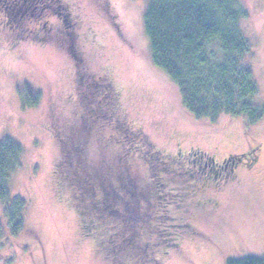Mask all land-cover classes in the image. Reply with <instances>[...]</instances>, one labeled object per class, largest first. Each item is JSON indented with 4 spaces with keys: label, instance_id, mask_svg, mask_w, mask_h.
<instances>
[{
    "label": "rangeland",
    "instance_id": "374dc122",
    "mask_svg": "<svg viewBox=\"0 0 264 264\" xmlns=\"http://www.w3.org/2000/svg\"><path fill=\"white\" fill-rule=\"evenodd\" d=\"M41 2L48 8L30 12L18 0L0 11V142L20 147L6 188L25 201L24 228L14 238L0 203V264H224L264 257V113L252 126L238 116L189 115L149 61L145 0ZM240 2L257 86L253 104L262 109L264 0ZM32 94L35 106L27 105ZM126 126L165 160L157 176L152 156L126 162L116 138ZM248 148L252 157L222 183L188 181L171 161L193 152L219 163ZM65 154L68 171L60 166ZM74 177L87 188L85 197L90 188L98 200L79 201ZM130 185L137 192L128 193ZM163 188L180 198L167 205ZM119 196H129L128 204ZM151 237L158 246L129 250Z\"/></svg>",
    "mask_w": 264,
    "mask_h": 264
},
{
    "label": "trees",
    "instance_id": "16d2710c",
    "mask_svg": "<svg viewBox=\"0 0 264 264\" xmlns=\"http://www.w3.org/2000/svg\"><path fill=\"white\" fill-rule=\"evenodd\" d=\"M145 2L142 24L149 61L174 85L184 110L195 119L206 118L214 121L219 115L226 114L243 117L248 126L258 124L264 107L259 109L253 104L257 86L252 69L247 63L251 47L240 27V22L246 17L240 0ZM37 100V94H32L27 105L35 106ZM107 106H103L102 110ZM107 119L104 116V120ZM118 134L117 143L125 148L122 149L127 163L133 157L145 162L148 161L146 156H152L150 160L156 165L155 168L158 167L154 160L158 153L150 151L140 131L126 126L125 133L121 134L118 129ZM128 142L133 146L126 148L124 145H129ZM19 156L20 147L16 143L11 140L0 142V203L10 238L19 235L24 228L25 201L20 197H11L6 188L7 178L18 165ZM60 166L64 171L69 170L66 154L63 155ZM72 183L78 189L79 201L84 198L92 201L91 197L94 195L97 199L96 192L90 188L88 196L85 197L87 188L84 189L75 177ZM136 187L130 185L127 192L136 191ZM128 197L118 198L124 201ZM98 202L104 203L101 200ZM114 202L118 205L121 203L118 200ZM111 215L108 216L112 217ZM1 235L0 228V237ZM135 248L137 247L132 246L129 250L134 249V253L137 251ZM8 262L10 260L7 259L4 264ZM224 264H264V257L246 255L227 259Z\"/></svg>",
    "mask_w": 264,
    "mask_h": 264
},
{
    "label": "flooded vegetation",
    "instance_id": "af4514ba",
    "mask_svg": "<svg viewBox=\"0 0 264 264\" xmlns=\"http://www.w3.org/2000/svg\"><path fill=\"white\" fill-rule=\"evenodd\" d=\"M17 1L18 0H0V11H6L5 9L8 8V6L10 5L16 6ZM19 1L25 2V5H27L26 9L30 10V12L35 11V9L37 8L41 10V9H45L46 7L45 5H42V6L39 5V4H42L41 2L42 0H19ZM44 1H45V4L52 3L51 0H47V2L46 0ZM10 8L12 7L10 6ZM64 8L66 7L63 6L62 10H65ZM4 19H7V14L4 15ZM43 23H47V21L45 20ZM44 27H46V25ZM253 151H254L253 148H248L239 157L229 156V157L222 159L219 163H214L209 158L204 160L201 156H197L193 152H187L186 155L177 153L176 156H174V158H171V161H172V164L176 163V165H178V169L186 174L188 181H194L195 183L200 182V181H203V182L211 181L214 183H218V182L222 183V182H227L233 179L234 173H236V170L237 168H239L242 160L249 159L250 157H252ZM154 160L157 162V166H158L156 167L157 173H154L157 176L158 173L163 170V169L162 170L160 169L163 168L161 165L165 162V160L159 159L158 156ZM205 164L208 168L207 170L201 167V165H205ZM180 174L181 176H183L182 173ZM157 179L159 178L157 177ZM164 191H165V194H164L165 197L169 196V200H167L166 202L167 205L170 203H173L174 201H177V199L180 198V194L178 193H171L169 191H166V188L164 189ZM160 211H162L163 213L165 212L162 215L164 221L167 219L170 220V218H168V215L166 214L167 213L166 208L165 209L161 208ZM145 241L146 242H143V240H141L140 238V241L137 240L136 242L137 244L134 245L132 244V242L130 244L133 247H138L139 250L142 249V251H144L145 249V248L144 249L141 248L144 245L150 248H154L158 246V244L154 242V239L152 237L148 238ZM173 245H175V247L177 246V244H173ZM131 250H134V249H131ZM121 252L129 253V251L127 250H123Z\"/></svg>",
    "mask_w": 264,
    "mask_h": 264
}]
</instances>
